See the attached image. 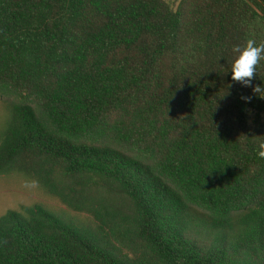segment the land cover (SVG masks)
<instances>
[{
	"label": "trees",
	"instance_id": "obj_1",
	"mask_svg": "<svg viewBox=\"0 0 264 264\" xmlns=\"http://www.w3.org/2000/svg\"><path fill=\"white\" fill-rule=\"evenodd\" d=\"M249 30L264 0H0V174L82 214L6 209L0 264H264Z\"/></svg>",
	"mask_w": 264,
	"mask_h": 264
},
{
	"label": "rangeland",
	"instance_id": "obj_2",
	"mask_svg": "<svg viewBox=\"0 0 264 264\" xmlns=\"http://www.w3.org/2000/svg\"><path fill=\"white\" fill-rule=\"evenodd\" d=\"M175 3L176 0H167ZM0 94V122L5 114L3 99ZM41 203L54 210L66 209L73 217H81V212L66 208L58 198L44 191L35 181L19 173L0 174V213L19 204Z\"/></svg>",
	"mask_w": 264,
	"mask_h": 264
},
{
	"label": "clouds",
	"instance_id": "obj_3",
	"mask_svg": "<svg viewBox=\"0 0 264 264\" xmlns=\"http://www.w3.org/2000/svg\"><path fill=\"white\" fill-rule=\"evenodd\" d=\"M261 61H264V39L257 40L255 32L249 30L243 44L232 47V59L228 69L231 71L232 80L246 87L251 86L253 93L264 98V88L260 85H251ZM242 99L250 101L249 97H242ZM256 151L259 157L264 158V139L256 142Z\"/></svg>",
	"mask_w": 264,
	"mask_h": 264
}]
</instances>
